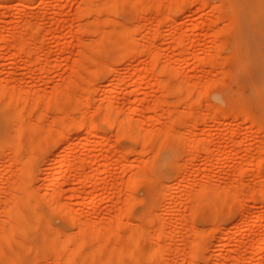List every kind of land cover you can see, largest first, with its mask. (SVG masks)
Wrapping results in <instances>:
<instances>
[{"label":"bare ground","instance_id":"obj_1","mask_svg":"<svg viewBox=\"0 0 264 264\" xmlns=\"http://www.w3.org/2000/svg\"><path fill=\"white\" fill-rule=\"evenodd\" d=\"M164 1L79 0L78 5H76V9H74L75 12L73 18L76 21L85 17H89V19L92 20H89V22L86 23H78L75 21L76 24L73 23V20L70 21V24H66L68 26L66 32L67 35L65 34V37L63 38H73L75 40L77 46V54L76 56L74 55L75 58L73 59L74 62L71 65V73L65 79L63 84L57 85L47 98L44 94L36 92L34 90H23V88H21L20 86L21 83L19 84V82L11 86L9 84L10 79H2L3 81H0L1 108L10 111L8 123L14 126L12 127L11 133L12 140H10L14 143L15 148L14 152L11 153L15 154V161L19 163L17 165V167L19 166L17 172H15V170L13 171L16 176L15 180L8 183V186H6V193L8 196L4 197L3 199H1L0 197V264H31L32 260L29 258L34 257L32 256V254L33 252L37 251L39 247L34 246L32 243L28 242L27 236L30 233L29 230L34 229V231H40V225L44 230L49 232L44 236V241H47L46 243L44 242V246L47 248L46 254L44 255V260L45 262H47V264H108L109 261H114V264H125L127 262H129L130 264H141V259L145 258L144 254H146V256L148 255V258L150 256L152 259H155L156 263H159L162 260V262H164V259H166V256L164 255L170 254V252H172L174 257L171 254L173 259H171V257V260H169L167 264H175V258L179 255V252H181L187 258V264H200L197 258V252L200 248L198 241H187L186 248H183L181 250L174 249L176 247L170 248L172 246L168 245V243H171L172 240L170 242L168 241V243L167 240L171 239L172 235L169 237L166 227L169 229H173H171L170 232H175L177 230H174V228H177L175 227V224L170 228V224H173L175 222L167 223L166 220L164 221L162 216H159L154 211V209L150 211L147 217L143 216L145 218L142 217V221H137L134 219L131 220L128 216L127 211L130 205L141 200L140 198L133 196L131 192V187L135 183L138 184L139 182V184H146L149 192L153 194L157 198V200L162 196V198H164L165 196L167 198H170L173 195L172 193L174 190L171 189V185L170 190L168 188L169 192L165 193V190L167 188L166 185L168 183H158L151 177V175L147 173L145 168L147 163L149 162L148 158L143 159L141 158V155H138L133 160L131 159V161H129V165H132L136 161H140L142 163V167L138 172H134L132 170L131 173H129L130 175L126 182V186L123 189V198L121 199V201L117 200L121 203H119V206L114 209L115 212L114 210H112L114 213H112V217L110 216L112 220H110L108 224H104L101 221L96 223L91 219H87L81 212L75 210V208H73L69 202L64 201L62 186L65 183H67L69 180H84L85 184L97 182L96 180L98 175L100 174L99 172L103 171V174H105L103 176H107L109 168L108 166L114 164L113 161H115V163L116 161L120 163H125L128 161L126 160L127 150H123L121 152L119 151V153L114 152L113 150L116 147L113 143L111 145L109 134L95 133V139L91 140L90 144L105 146L104 149H100V156L109 159L112 155L114 159L108 160L106 162L105 168L99 167V154H93L92 156H90L89 154L84 152V156H77L70 159L69 155L73 153L75 147L72 143V135L68 136V134L65 133V130H67L72 125L83 126L84 130L86 131V135L84 136L85 142L83 143V145L86 149L89 145L90 135L93 134L96 130L95 125L92 122H88L90 120L85 122L84 118H79V114H77L79 115L78 118L68 115L62 116V114L60 115V117H54L52 120H50L51 123L46 126H44V120L43 122L41 121L43 118L46 119L43 108L55 107L59 110H64L62 111L64 112V114L68 113L66 112L67 107L65 108L60 105L61 103H63V101L66 102L67 105L69 104L70 106H72L71 111L80 110L82 114L86 113L84 111L88 109L82 108L87 104L83 93L90 90V77L92 75H96L98 72L107 71L110 76L108 87L111 84H115L118 80L116 75L118 67L110 63V52H115L116 50L115 53L118 52V56L126 57L128 61H130V63L141 54H145L142 70L141 72H139L137 78L140 80L146 77L154 79L157 83L156 85L158 90L162 93L161 96L152 101V103L148 107L149 117L151 118V120L149 121L152 122L154 120V122H159L160 117H167L170 119V121L157 129L147 127L141 121L136 120L133 117L134 114L136 115L137 112L140 111V107L137 104L129 108L128 115L123 116L121 114V109L118 106L113 105L112 98L114 95L111 89H109L108 87H105L106 89H104L105 103H99L96 107V111L101 114L102 120L105 124L109 125L110 127L115 126L117 132L127 135L129 138L140 142L142 145L144 143H151L156 147H159L160 145L169 142L183 144L186 147L185 152L187 150V152L190 153V156L192 155L191 158H193V154L196 155L193 159H196L197 153L199 152L200 155L202 154L201 152L206 154V156H203L205 157L203 170L207 171L215 165H217L216 168L220 170L221 165L218 164L219 158H214V155H216L214 154V151L216 150L214 148L213 140L214 133L208 132L207 137H201L198 133L196 134L191 130V122L193 119H196L195 123L197 124H203V122L204 124H207L209 121V126L214 129L219 126L218 124H221L219 123L221 122V120H219L220 117H226L227 119L228 117L231 119H236L238 118L239 114L244 113L243 115H241L243 118L241 119L243 121L244 119L252 121L251 116L247 114L248 111L244 112V110L241 109L240 111H238L240 113L237 114L227 108L218 107L217 109L216 107H213L214 109L211 110L203 109L205 111L202 110L203 112L201 111V113L196 115V112L193 109L194 104L201 103L200 101L202 97H204L203 95L221 82H217L218 80H207L201 82L199 81L200 79L198 80V82H190L187 80L178 79L175 69L170 65L169 62H162L157 51L153 50V48H149L148 46H143L136 41L134 33L140 32L138 31L139 27H135V25L130 27L128 24H126L128 26H125V23L123 25L121 21V24L116 26L112 21L113 18H110V16H108V13H112L120 9H126L131 14L130 18L134 20L139 17L141 18L143 14H146L148 17L151 12H155V14H159V19H157L156 23V30H158L160 26L165 24L167 21H172L171 37L175 40L177 47H180L184 51H188V48L185 45L186 34L182 33V31L180 32V28L178 25L183 7L185 5L190 6L191 4H196L198 5V8H203L206 7V3L203 0ZM30 5L31 0H21L19 9L22 10L26 7H29ZM230 6L232 5L230 4ZM0 7L4 8L3 5H0ZM210 7L213 12H222L223 15L221 17H224L227 20V23L223 28L220 29L218 28L212 30L211 28H209L212 30V33L207 34L210 35L209 37H211L210 43L206 45L207 48L204 49L202 57L198 59L204 60V55L208 54V57L206 56L208 65H211V67H217V65H219L220 58H222L223 60H221L222 62L220 63L224 65L226 61H231L236 57V54H234L233 51L232 54L222 56V54L224 53L221 54V50L226 44L227 35L232 32L238 21L233 11H227L225 9L226 7L224 8L223 3L218 2L217 4H213ZM1 13L2 12H0V14ZM100 15L104 17L101 18ZM216 17L214 19H216ZM150 19L151 17H148V24H150ZM214 19H209V22L207 23L215 25L217 19ZM152 20L154 19H151V21ZM206 20L207 19L202 17H200L199 19L197 18L195 24L193 25L194 28H197L198 25L200 26L201 24L205 23ZM64 21L65 20L62 17L59 18L57 20V25H60V23H63ZM40 23L41 22L38 20L37 22L35 21L33 23L25 22L23 24V29H21L19 32L16 31L11 33L10 35H4L3 33L0 34V48L4 46L3 48L7 47L10 48V50H13L10 54L11 60L8 63L10 66L15 65L22 58L27 59L25 62V66H31V64L34 65L37 63H42L43 65L46 62L45 60V62L43 63L44 59H46L44 57H48V55L44 56V52L46 51V49L42 44L41 39V36L43 34V31H41V29H44V27L41 26ZM91 33L97 34L96 39L87 38L89 39L87 40L83 37V35ZM151 36L153 38H156V33H153ZM196 40L197 39H194V41ZM236 45L237 44L235 43V45L233 46L236 47ZM107 46H109V50L106 49ZM61 50H65L63 46L61 47ZM45 53L47 54V51ZM238 56L239 55L237 53V58ZM186 59L187 60L183 61V64L191 65L192 63L188 61V58ZM44 65H46L44 67H47V65L49 64L46 62ZM44 67L42 68L43 70H45ZM220 68L222 67L220 66ZM220 68L218 67L219 70ZM219 70L217 71L220 74L222 73L224 76L225 74L221 72L222 70ZM165 74L170 75L176 79L177 83L175 92H178L181 97L182 94H184V98L181 99L180 97V99L178 98L177 100L173 101L164 100L163 95L168 90L166 82L167 79L165 80L162 77ZM225 76H228L227 73ZM221 80L223 79L221 78ZM165 103H168L169 108L161 114L157 113L159 109L161 110V105ZM181 103H183L185 107H187V110L181 111L179 109ZM206 106L209 105L206 104ZM233 108L236 107L233 106ZM31 116L34 117L33 120L31 119ZM53 116H55V114ZM261 116L264 117L263 115ZM256 118L257 117L255 116L254 119ZM40 122L43 124V126ZM195 125L192 128H195ZM227 127L225 129V131H227H224L225 135H223L225 136V138L227 137L228 140L227 142L223 143H225L226 146L228 145L229 147H227L230 149V146H238L239 149L245 151L243 163L245 162L248 168L256 167V170L254 171V179L259 182L261 181L260 183L262 184L260 187L258 186V188L249 189L245 188L240 180L232 181L229 186L214 185L209 179L205 182L203 181L204 183L202 182L201 184H197V182L191 181L188 185H183L180 183L181 181H178V188L180 186H183L185 188L197 184V190L195 194L188 197L187 200V203L189 205V216L187 217L189 219L184 220V216H181L179 214L175 216L178 217L179 221V223L176 222V224H184L185 221V223L192 229L191 231L193 232V235L195 237L204 235L202 229L193 226L194 224L192 225L191 219L196 215L207 214L214 217V219L216 220L214 221V225H212L213 228H211L214 233H217L221 230V225L219 223V220L217 219L220 214L234 210L237 214V221L240 219L241 221H238V223L241 224V222H245L246 220L248 221L247 211L249 210V205H247V200L259 204L258 209L260 210L264 208V172L261 169L262 164L264 163V141L262 139L261 141L263 142L256 146V150L254 149L252 151V153L255 152L256 155L250 154L253 145L250 137L260 134L261 136H259L264 138V124L253 123L252 126H249L247 128L248 137L245 139L239 136L241 135L239 134V129L234 127L232 128V126L230 127V125L229 128ZM28 134L35 135V139L28 137ZM52 142H55L56 150L61 152L59 153L60 156L55 157L52 160V163L57 162L58 164L56 165L55 172L49 179L47 195H45L46 193L42 194L39 189L37 190L36 187L32 186L28 181V170L25 164L27 159H32L35 157V154L42 153L44 151V146ZM135 149L136 148H134V150ZM230 149H228V151ZM223 150L225 151L226 149L223 148ZM223 150L222 152H224ZM135 151L136 152L133 153H144L140 150L137 151V149ZM230 151L227 152V154H229ZM22 152L25 153V158H21ZM222 152L221 154L218 153V157L222 155ZM154 153L155 151L153 152V154ZM232 153L233 152H231V154ZM227 154L224 156H228ZM200 155L198 154L199 157H201ZM52 163H49L45 168L41 169V173H47L51 169ZM89 163L92 166L89 165L91 170L87 172L85 167ZM227 168L238 171V174H240L241 176L247 172L246 168L242 169L237 165L227 166ZM121 170L125 172L124 167ZM78 195L79 194L76 191H72L71 194H69V196H72L71 198ZM171 200L172 198H170V200L166 203L168 205L167 213H172L174 211V206L172 205L173 203L171 202ZM90 203H92V201H90ZM157 204L160 207L161 204H159L158 201L156 202V206ZM163 204L165 203L163 202ZM39 206L46 207L50 212H52V214L69 223L72 227V230L69 231V229V232H67L66 230V233H62L60 230L52 227L50 223L45 219L43 213L40 211ZM29 220L31 221V223H29ZM180 220H182L183 223H180ZM145 223L151 224L152 227L149 229L145 228L143 226V224ZM246 225H248V230L249 224L246 223L244 226ZM178 228L180 229V226ZM253 231L254 230H252V232ZM228 232H226L224 236L216 235L217 238L213 235L214 239H217V241H215V243L213 242L214 249L211 254L205 257L210 264H222V260L224 258L222 250L225 248L227 243L236 239L235 235H233L231 232H229L231 233L229 234ZM248 234L249 232L247 233V235ZM252 234H254V232ZM255 234H258V231H255ZM255 234L253 235L254 237H251L248 242L245 241L228 251L227 255L233 259V264H264V235L256 237ZM249 235L251 236V233ZM183 236L185 235L182 234V237L180 235V238L186 240V237ZM212 241L210 240L211 243ZM240 246L243 247L242 250H244V253L245 251L246 253H248L247 255L241 252ZM147 252H150V254ZM186 258L184 260H186ZM178 259L180 260V258ZM184 260H180V264L186 263V261ZM38 262L43 263V261ZM176 263L178 262L176 261Z\"/></svg>","mask_w":264,"mask_h":264},{"label":"rangeland","instance_id":"obj_2","mask_svg":"<svg viewBox=\"0 0 264 264\" xmlns=\"http://www.w3.org/2000/svg\"><path fill=\"white\" fill-rule=\"evenodd\" d=\"M149 1H155V0H149ZM203 1L206 3V7L203 8H198V5L196 4L194 5L191 4L190 6L185 5L183 7L181 17L178 22L180 32L182 31V33L186 34L185 45L188 48V51H184L180 47H177L175 40L171 37L172 21H167L165 24L161 25L158 30H156V23H157V19H159L158 18L159 14L157 13L155 14V12L154 13L151 12L150 15H148V17L154 19L152 21L151 19L149 20L150 24L147 23L148 17L146 14L142 15V17L144 18L139 17L133 20L130 18L131 17L130 12L126 9L123 10L120 9L115 12L108 13V16H110V18L111 17L113 18L112 21L116 26L120 25L122 22L123 25L125 23V26L129 25L130 27H132L135 25V27H139L138 31L140 32L134 33L136 41L142 44L143 46H148L149 48L151 49L153 48V50L157 51L159 53L162 62L164 61L169 62L170 65L175 69L178 79L187 80L190 82H198L199 79H200L199 81L201 82L207 80H218L217 82H221L203 95L204 97H202L203 100L201 99L200 101L201 103L194 104L193 109L195 110L196 115L201 113L203 109L211 110L214 109L213 107H216L217 109L218 107L227 108L230 111L237 114L240 113L238 111L243 109L244 112L248 111V113L247 112L246 113L251 116L252 121L253 120L255 121L258 118L257 119L258 121L257 120L255 122L253 121L254 124L257 123L264 124V117L261 116V115L264 116V0H230L231 2L229 0H220V1L203 0ZM20 2L21 0H0V5L4 6V8L0 7L1 9L0 12H2L0 14V34L3 33L4 35H10L13 32L16 31L19 32L21 29H23V24L25 22L33 23L35 21L37 22V20L40 21L41 26L44 27V29H41V31H43L42 32L43 34L41 33L42 44L45 46V49L47 51V54L45 53L46 51L44 52L45 54L44 56L48 55V57L47 56L44 57L46 59H44L43 63L46 60V62L49 65H47V67H44L46 66L44 65L46 63L45 62L43 65L42 63H37L34 65L31 64V66H25V62L27 59L22 58L15 65L10 66L8 63L11 60L10 54L13 50L12 49L10 50V48L7 47L3 48L4 47L3 46L0 48V81L10 79L9 84L11 86L19 82V84L21 83L20 86L21 88H23V90L31 89L36 92L44 94L48 98V95L55 89V87L57 85L63 84L65 79L70 75L71 67H72L71 65L73 64L74 62L73 59L77 54V46L75 40L73 38H68V39L63 38L65 37V34L67 35L66 32L68 26L66 24L67 23L70 24L71 23L70 21L73 20H74L73 21L74 24H76V22L86 23L92 19H89V17H85L76 21L73 18L75 12L74 9H76L77 7L76 5H78L79 0L78 1L77 0H31V5L22 10L19 9ZM218 2L223 3L224 8L226 7L225 9L227 11H233L238 21L237 25L233 29L234 31L232 30V32L227 35L226 44L221 50V54L224 53L222 54V56L232 54L233 51V53L236 54V57L231 61L229 60L226 61L224 65L220 63L223 60L222 58L219 57L220 58V59L218 58L219 65L222 68H220L219 65H217V67L215 66L211 67V65L209 66L206 59L208 57V54L204 55L205 57L204 60L198 59L202 57L204 49L207 48L206 45L210 43L211 37H209L210 35L207 34L212 33V30L214 29L223 28L227 23V20L224 17H221L223 15L222 12H215V11L213 12L210 7L213 4H217ZM230 4L232 6H230ZM61 17L65 21L63 23H60V25H57V20ZM100 17L103 18L104 16L102 17V15H100ZM200 17L207 19L206 22L201 24L200 26L198 25L197 28H194L193 25L195 24L196 19L197 18L199 19ZM215 17L217 19L215 25H211L210 23L209 24L207 23L209 22L208 21L209 19L213 20ZM209 28H211L212 30ZM153 33H156V38H153L151 36ZM96 35L97 34L91 33V34L83 35V37L85 39L87 38L96 39L97 37ZM194 39L197 40L194 41ZM235 43L237 44L236 47L233 46L235 45ZM62 46L64 47L65 50H61ZM106 49L109 50V46H107ZM115 52L114 51L110 52L111 54L109 57V61L111 64L118 67L116 72L118 80L115 84H111L108 87V84L110 82L109 81L110 76L107 71L98 72L96 75H92L90 77V85H89L90 90L83 93L87 104L82 108L88 109L84 111L86 113L82 114L80 110L71 111L72 106H70L69 104L67 105V103L64 101L60 105L65 108L67 107L66 112H68L69 114L68 113L64 114V112H62L64 110H59L55 107L43 108L44 110L42 109L44 114L46 115L45 117L46 119L43 118L41 120L42 122L44 120L43 122L45 124L44 126L50 124L51 123L50 120H52L54 117H60V115L62 114H63L62 116L68 115L75 118H78L80 115L79 118L82 119L84 118L85 122L90 120L88 122H92L95 125L96 130L94 131L93 134L90 135L89 145L87 146L86 149L83 145V143L85 142L84 136L86 135V131L84 130L83 126L72 125L67 130H65V133L68 134V136L72 135L73 137L72 143L74 144L75 147L73 153L69 155L70 159L77 156L78 157L84 156L85 154L84 152H86L90 156H92L93 154H97V155L99 154L100 156L101 154L100 149L101 148L104 149L105 146L90 144V141L95 139V135H94L95 133L109 134L111 145L113 143L114 146L116 147L113 150L114 152L119 153V151L121 152L123 150H127L126 160L128 161L125 163H120L118 161H116L115 163V161H113L114 164L108 166L109 168H108L107 176H103L105 175L103 174V171L99 172L100 174L97 177L96 180L97 182L91 184H87V183L85 184L84 180L81 181L69 180L67 183H65L62 186L64 201L69 202L70 205H72V207L75 208V210L81 212L87 219H91L96 223L101 221L104 224H108L110 220H112L111 217L113 215L112 213L115 212L114 209H116L119 206V203H121L118 202L117 200L121 201V199L123 198L122 196L123 189L126 186V182L130 175L129 173H131L132 170L134 172L136 171L138 172L141 170L142 163L140 161H136L132 165H129V161H131V159L133 160L136 156L141 155V158L149 159V162L147 163L145 168L147 173L151 175V177L158 183H162V182L164 183L166 182V184L168 183L166 185L167 188L165 190V193L166 192L168 193L170 190V185L172 186L171 189L174 191L172 193L173 194L172 197L170 198H172L171 202L173 203L172 205L174 206V211L172 213L168 212L170 215L167 213L168 205L166 203L167 201L170 200V198H167L166 196H165L166 198L165 197L162 198L163 197L162 196L161 197L162 199L158 198L157 200V198L149 192L146 184H142V183L139 184L138 182V184L135 183L131 187V192L133 196L140 198L141 200L138 201L137 203H133L132 205H130L127 211L129 218L131 220L134 219L137 221L138 220L142 221L143 220L142 217L143 216L147 217L150 211L154 209V211L159 216H162L164 221L166 220L167 223L175 222L173 224H170L171 225L170 228L173 227L175 224V227L177 228H174V230L177 229L176 230L177 232L171 231L172 232L171 233L170 230L172 228L169 229L166 227L169 237L172 235L171 239L167 240V243L168 241L170 242L172 240L171 243H168V245L172 246L170 248L176 247L174 249L181 250L183 248H186L187 241L190 240L198 241L200 248L197 252V258L200 264H210L205 257L211 254V252L214 249L213 242L215 243V241H217V239H214L213 235L224 236V234H226V232L229 231L233 235H235L236 239L227 243L225 248L222 250V253L224 254L222 264H233V259L227 255L229 250L233 249L235 246H238L245 241L248 242L251 237H254L253 235L255 234V231L256 232L258 231V234H255L256 237L264 235V208L260 210L258 209L259 204L254 203L250 200H247L248 202L246 201L247 205H249L248 207L249 210L247 211L248 221L247 220L245 221L246 223L249 224L248 230H247L248 225L244 226L246 224L245 222H241V224L238 223V221L241 220L239 219L237 221L238 219L236 218L237 214L234 210L222 213L217 217L221 225V230L217 233H214L212 231L213 228L212 225H214V221L216 220L214 219V217L207 214H206L207 216L205 214L196 215L191 219L192 225L194 224L193 226L202 229L204 234L203 236H197V237L193 235V232L191 231L192 229L185 223V221L184 224H176V222L179 223V221H178V217L175 216L179 214L181 216L182 215L184 216L183 217L184 220L189 219L187 217L189 216L188 213L189 205L187 203L188 197L195 194L197 190V184L199 183L201 184L203 181L205 182L208 179L214 185H220V186H229L230 183L234 180H240L241 183L244 185V187L249 189L258 188V186L259 187L261 186L262 184L260 183L261 181L259 182L254 179V171L256 170V167L248 168L245 162L243 163L245 151L239 149L238 146H230L231 147L230 149L228 148L229 147L228 145L227 147L225 143H223V142H227L228 140V138L227 137L225 138L224 136L225 132L227 131V130L225 131L227 126H228L227 128H229L230 125V127L232 126V128L234 127L239 129V131L241 132V133L239 132V134H241L239 136L245 139L248 137L247 128L253 125L252 121L245 119L243 121L241 115H243L244 113L239 114L240 117L238 116V118L236 119H231L229 117L228 119L226 117L224 118L220 117L219 120H221V122L219 123L221 124H218L219 126L213 129L212 127L209 126L210 123L209 121L207 124H204V122L203 124H199V123L197 124L195 123L196 119L192 120L191 122L192 127H194V125L196 124L195 128L191 127V130L194 133L196 134L198 133L201 137L202 136L207 137L208 132L214 133L213 134L214 148L218 150V151L216 150L214 151V154L217 155V156L214 155V158L217 159L219 158L218 164L221 165L220 170L216 168L217 165L211 167L207 171L203 170L204 169L203 163L205 159V157L203 156H206V154L201 152L202 154L200 155L199 152L197 153L196 159H193L195 158L196 155L193 154V158H191L192 155L190 156V153L187 152V150H186L187 153L185 152L186 147L183 144L169 142L166 144H162L159 147H156L151 143H144L142 145L140 142L129 138L127 135L117 132L115 126L110 127L109 125L105 124L104 121L102 120L101 114L96 111V107L99 103L102 104L105 103L104 89L108 87L109 89H111L114 95L112 98L113 105L118 106L121 109V114L123 116L128 115L129 108L137 104L140 107V111L137 112L136 115L134 114L135 116L133 115V117L136 120L141 121L147 127L152 129H157L170 121V119L167 117H160L159 122H154L153 118H152L153 120L152 122L149 121L151 120V118L149 117L148 107L152 103V101H154L159 96H161L162 93L158 90L156 85L157 83L155 82L154 79L150 77H146L140 80L137 78L139 72H141L142 70L145 54L143 55L141 54L134 61L130 63V61H128L126 57L118 56V52L117 53ZM237 53L239 55L238 58H237ZM186 58H188V61L192 63L191 65L183 64V61L187 60ZM39 66L41 67V70ZM42 66L45 68V70L42 69L43 68ZM218 67L220 68V70H222L221 72H223L225 75L227 73L228 76L224 75L225 76L224 77L222 73L220 74L217 71L219 70ZM162 77L165 80L167 79L166 82L168 87L167 92L164 93L163 95L164 100L173 101V100H177L178 98L180 99L181 95H179L178 92H175L176 83H177L176 79L167 74L163 75ZM221 78L223 80H221ZM182 98H184V94H182L181 99ZM183 103H181V105L179 106V109L181 111L187 110V107H185ZM206 104L209 106H206ZM233 106H235L236 108H233ZM168 108H169L168 103L162 104L161 110L159 109L157 113L161 114L162 112L166 111ZM71 112L73 114L74 113L76 114H74L73 116ZM54 114L55 116H53ZM9 116H10V111L2 109L0 102V197L1 199L8 196L6 193L7 192L6 186H8V183L15 180L16 176L15 173H13V171L15 170V172H17L19 167V166L17 167L19 163L15 161L16 160L15 154L11 153L14 152V148H15L14 143L11 141L12 127L14 126L8 123ZM255 116L257 117L256 119H254ZM33 118L34 117L31 116L32 120ZM41 125L43 126L42 123ZM259 135L260 134L250 137L251 142L253 143L250 154L256 155L255 152L252 153V151L256 148L258 144L264 141V138L260 137L261 135L260 136ZM27 136L32 139H35L34 137H36L33 134L32 135L28 134ZM261 139L263 141H261ZM125 145L129 147H126ZM134 148H136L137 151L140 150L143 151L144 153L143 154L133 153L136 152L135 151L136 149L134 150ZM223 148H225L226 150L224 151ZM228 149L231 150V151L229 150L230 151L229 154H227V152H229ZM43 150L44 151L42 153L35 154L34 158L27 159L26 164L25 162L24 164L28 170V181L30 182V184L36 187L37 190L39 189V191L42 194L46 193L45 195H47L49 179L52 176V174L55 172L56 165L58 164L57 162L52 163V160L55 157L60 156L59 153L61 151L56 150L55 142L45 145ZM222 150L225 153L222 152ZM154 151L155 153L153 154ZM220 151L222 152V155L218 157L219 156L218 153L221 154ZM231 152L233 153L231 154ZM198 154L201 157H199ZM226 154L228 156L225 157L224 155ZM24 155L25 153L22 152L21 158H25ZM46 155L47 157L49 155L50 156L47 158ZM110 157L111 158L106 159L100 156L98 161L99 167L105 168L106 162L110 159H114L112 155ZM49 163H52L51 169L47 173H41V169L45 168ZM89 165L92 166L89 163L85 167L87 172L91 170ZM232 165L234 166L237 165L242 169L246 168L247 172L241 176L240 174H238V171L227 168V166H232ZM123 167L125 169V172L121 170ZM261 169L264 172V163L262 164ZM66 173H67V169H66ZM178 181L179 182L181 181L180 183L183 185H188L191 181L197 182V184L185 188L183 186H180L178 188V183H177ZM72 191H76L79 195L71 198L72 196H69V194H71ZM90 201H92V203H90ZM157 201L159 202V204H161L160 207L158 206V204L156 206ZM163 202L165 204H163ZM39 209L43 213L45 219L55 229L60 230L62 233L64 232L66 233V230L67 232L72 230V227L69 223L52 214V212H50L46 207L39 206ZM112 210H114V212ZM181 222L183 223L182 220H180V223ZM29 223H31L30 220ZM143 226L147 229L152 227V225L148 223L143 224ZM179 226L180 229L178 228ZM39 230L40 231H34V229L29 230L30 233L27 236L28 242L32 243L34 246L39 247L37 251L33 252L32 256L34 257L29 258L32 260L31 264L34 263L36 264L38 261H43V263L38 262L37 264H44V263L47 264V262H45L44 260L45 259L44 255L46 254L47 251V248L44 246L45 243L47 242L44 241V236L47 235V233L49 232L44 230L41 225ZM252 230H254L253 231L254 234H252L253 233ZM247 231L249 232V234L251 233V236L249 234L247 235L248 233ZM182 234L185 235L183 237H186V240L180 238V235L182 237ZM210 240L211 241L214 240V241H212L211 243ZM242 248L243 247L240 246L241 252L247 255L248 253H246V251L244 253V250H242ZM147 253L150 254V252ZM171 254L172 252H170V254L164 255L166 256V259H164L165 258L164 257L163 258L164 262H162L163 261L162 260L159 263H156L155 259H152L150 256L148 258L147 257L148 255L146 256V254H144L145 258L141 259V264H164V263L167 264L169 260L173 259L174 257V255L172 254L173 256L172 257ZM178 256L177 257L180 258V260L182 261L186 258L181 252H179ZM177 257L175 258V260L180 264L181 261ZM176 261L175 264H178L176 263ZM184 261H186V263L184 264H187V258ZM114 263H115L114 261L108 262V264H114ZM125 264H130V263L127 262Z\"/></svg>","mask_w":264,"mask_h":264}]
</instances>
